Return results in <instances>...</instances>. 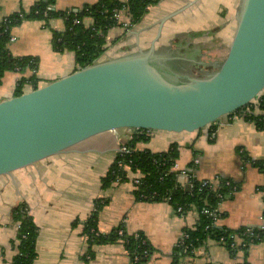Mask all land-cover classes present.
Segmentation results:
<instances>
[{
	"label": "crops",
	"instance_id": "obj_1",
	"mask_svg": "<svg viewBox=\"0 0 264 264\" xmlns=\"http://www.w3.org/2000/svg\"><path fill=\"white\" fill-rule=\"evenodd\" d=\"M40 1L0 0V21L16 13H27ZM99 1L55 0V9L77 13ZM240 3L241 0H162L129 31L122 26L110 30L107 50L98 61L147 51L161 34L156 42L157 52L179 58L173 62L177 70L195 77L210 75L227 56ZM175 13L178 14L166 20ZM121 15L122 23L129 19L125 11ZM84 24L89 27L93 20L86 18ZM65 29L63 19L51 20L48 27L41 20H28L12 32L16 41L10 45L11 54L39 61V88L80 69L74 53H59L53 48L54 34ZM32 75L29 70L7 72L0 85V103L15 97L18 82ZM31 91L33 87L27 84L24 93ZM215 125L212 138L204 136L203 130L158 133L150 135L147 143L139 142L136 149L161 153L176 144L179 158L175 172L189 169L198 159L199 180H214L217 176L232 180L239 190L221 204L222 215L216 227L232 231L259 229L264 226V172L255 164L264 161V131L241 115L224 117ZM134 134L128 130L102 134L68 153L0 177V264H11L16 255L10 243L18 231L12 212L21 203L27 204L39 230L34 264H131L122 241L94 245V256H86L89 244L83 236L84 223L98 199L108 201L99 215L98 231L106 235L122 227L127 235L141 233L152 251L143 264H264V242L234 251L207 238L191 256H182L179 242L187 230L195 229L199 223L195 208L178 213L168 202L140 201L130 181L102 190L101 180L119 148L129 143ZM173 137H179L181 143L167 149ZM152 138L160 142H151ZM180 181L188 187V178L181 176Z\"/></svg>",
	"mask_w": 264,
	"mask_h": 264
},
{
	"label": "water",
	"instance_id": "obj_2",
	"mask_svg": "<svg viewBox=\"0 0 264 264\" xmlns=\"http://www.w3.org/2000/svg\"><path fill=\"white\" fill-rule=\"evenodd\" d=\"M160 35L147 51L98 61L0 103V177L102 134L200 132L264 91V0H241L227 56L210 75L177 70L179 58L157 52Z\"/></svg>",
	"mask_w": 264,
	"mask_h": 264
},
{
	"label": "trees",
	"instance_id": "obj_3",
	"mask_svg": "<svg viewBox=\"0 0 264 264\" xmlns=\"http://www.w3.org/2000/svg\"><path fill=\"white\" fill-rule=\"evenodd\" d=\"M161 1L100 0L95 5L87 6L76 13L56 10L55 0H42L27 13L20 12L3 19L0 21V85L7 72L23 73L29 70L33 75L18 82L15 89V97L24 94V87L27 84H31L33 91L39 89L36 77L39 68L38 59L33 57H14L9 49L12 44L13 30L24 21L41 20L44 22L45 27H48L51 20L63 19L66 29L62 33L54 34L53 48L59 53L67 51L74 53L77 66L82 69L95 64L100 59L107 50V35L109 31L121 27L122 24L115 18L116 13L125 11L133 27L141 22L151 7L156 6ZM86 18L93 20V24L89 27L84 24ZM76 20H79V24H74ZM234 115L244 116L245 119L253 122L258 130L264 131V91L251 104L231 116ZM216 127L215 124L209 126L211 135H214ZM150 138L151 136L148 134L136 133L133 139L126 144V147L131 150V154L117 152L107 175L101 180L102 190L109 189L117 182L118 177H126L130 173L139 172L142 175V185L134 191L138 200L166 202V199H170L169 204L175 209L182 208L184 213L195 208L199 213V223L195 229L185 232L189 236L186 243L191 245L193 249L202 246L207 238L219 241L221 237H225L229 244L231 234L239 233L243 236L245 231L250 229L242 228L232 231L217 228L213 219L203 215L202 212L207 208L216 207L222 201L218 194L227 197L230 188L225 186L214 191L208 188L201 189L200 182L194 181L193 188L188 191L180 181L181 175L175 171L171 172L179 158L178 146L174 144L168 151L161 153L136 149V145L139 142L147 143ZM255 165L264 172V161L256 162ZM227 181L231 182L239 190L238 184L220 176L221 183ZM141 189H144V193L141 192ZM154 193H156V196L152 198ZM142 195H146L147 198ZM107 202L105 199H98L91 215L84 223L83 236L86 237L89 244L86 256H94L92 251L94 245L100 246L122 241L125 244L131 264L145 263L150 258L152 251L141 233H137L138 238H136L135 234H125L122 227L106 235L98 231L99 215ZM12 220L17 223L18 231L16 238L10 242L11 247L16 251L11 264H34L38 257L37 238L39 230L26 203H21L14 208ZM252 230L257 231L258 229ZM121 231L123 233L122 236L119 234ZM246 240L247 243H250V239L246 238ZM257 243L258 241L255 240L254 244ZM227 247L229 248V246ZM178 250L182 256H191L183 254L179 247ZM145 252L148 255H145ZM136 257H139V262H134Z\"/></svg>",
	"mask_w": 264,
	"mask_h": 264
},
{
	"label": "built area",
	"instance_id": "obj_4",
	"mask_svg": "<svg viewBox=\"0 0 264 264\" xmlns=\"http://www.w3.org/2000/svg\"><path fill=\"white\" fill-rule=\"evenodd\" d=\"M51 10V8H50ZM121 12L116 13L115 18L122 24L121 26L124 28L125 31H129L132 26L129 22V19L122 23L121 22ZM74 24H79V20L74 21ZM16 41L15 37L11 38V43H14ZM216 124V123H215ZM209 129V127L207 128V130ZM208 137H211L213 135H211L210 133L207 134ZM118 152L121 153H126V154H131V150L128 149L125 145H122L119 149ZM199 164V160L198 159H194L192 166L189 169H185L182 172H178L181 176H185L186 178H188V186H189V190H191L193 188L194 185V181H199L201 184V189L204 188H208L211 190H216V189H221L222 187H228L230 188V192L229 195L227 197H224L222 194H218V197L222 200L216 207L214 208H207L205 209L202 214L205 216H208L210 218L213 219V221L216 223L217 220L219 218H221V204L227 200L228 198H230V196H232L235 192H237L238 190L236 189L235 186L232 185L231 182L227 181V182H220V176H217L214 180H199L197 174H196V166ZM175 171V165L172 169L171 172ZM142 175L138 172V173H130L128 174V176L126 177H118V180L116 183H124V182H128L130 181L136 188H138L139 186L142 185V181H141ZM264 191V190H263ZM141 192L144 193V189H141ZM144 198H147L146 195H142ZM156 196V193H154L152 195V198H154ZM170 199H166V202L169 203ZM183 210L182 208H178L177 212L181 213ZM207 229H209V227H207ZM257 232V233H256ZM121 236L123 235L122 231L119 233ZM246 236V237H244ZM135 237L138 238V234H135ZM246 238L250 239V243H247ZM189 239V236L184 234L183 239L179 242L178 247L181 249L182 253L185 255H192L194 250L193 248H191L192 246L187 244L186 241ZM230 243H227V239L225 237H221L219 241H217L220 244H223L225 246H229V248L231 250H242L247 248L249 245L254 244V241L257 240L258 243H262L264 242V226L260 227L257 231H253L252 229H247L245 231V233L243 234V236L239 233L237 234H231L230 235ZM144 242V241H143ZM228 244V245H227ZM145 255H148L147 252L144 253ZM140 259L139 257L135 258L134 262H139Z\"/></svg>",
	"mask_w": 264,
	"mask_h": 264
},
{
	"label": "rangeland",
	"instance_id": "obj_5",
	"mask_svg": "<svg viewBox=\"0 0 264 264\" xmlns=\"http://www.w3.org/2000/svg\"><path fill=\"white\" fill-rule=\"evenodd\" d=\"M202 132H203V135L207 137V130L204 129ZM176 136H179V135H176ZM151 142H155V143H156V142H160V141H159L158 139L152 138V141H151ZM174 143H181L179 137H173V138H171L169 144L167 145V149H168L172 144H174ZM119 149H120V148H119ZM152 150H153V148H152ZM118 151H119V150H118Z\"/></svg>",
	"mask_w": 264,
	"mask_h": 264
}]
</instances>
